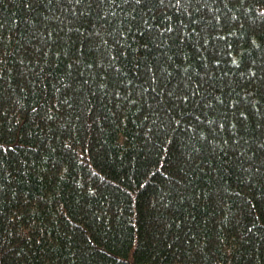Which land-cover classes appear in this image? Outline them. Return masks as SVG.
Returning <instances> with one entry per match:
<instances>
[{
  "label": "trees",
  "instance_id": "16d2710c",
  "mask_svg": "<svg viewBox=\"0 0 264 264\" xmlns=\"http://www.w3.org/2000/svg\"><path fill=\"white\" fill-rule=\"evenodd\" d=\"M0 264H264V0H0Z\"/></svg>",
  "mask_w": 264,
  "mask_h": 264
}]
</instances>
